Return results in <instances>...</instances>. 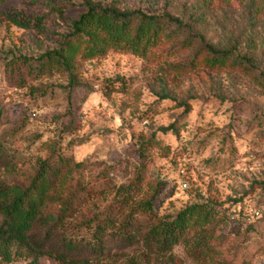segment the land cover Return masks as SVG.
Instances as JSON below:
<instances>
[{
	"label": "rangeland",
	"instance_id": "rangeland-1",
	"mask_svg": "<svg viewBox=\"0 0 264 264\" xmlns=\"http://www.w3.org/2000/svg\"><path fill=\"white\" fill-rule=\"evenodd\" d=\"M87 1L170 11L254 66L207 64L198 38L181 44L185 31L145 55L123 47L78 55L70 88L68 70L30 74L19 56L56 46ZM0 142L5 182L26 183L41 159L57 163L55 190L79 201L67 233L90 237L107 213L144 230L190 203L213 208L205 228L191 227L164 254L141 236L110 241L108 264H264V0L1 1ZM38 264L61 263L43 254Z\"/></svg>",
	"mask_w": 264,
	"mask_h": 264
},
{
	"label": "trees",
	"instance_id": "trees-1",
	"mask_svg": "<svg viewBox=\"0 0 264 264\" xmlns=\"http://www.w3.org/2000/svg\"><path fill=\"white\" fill-rule=\"evenodd\" d=\"M9 14L16 24L30 25L29 17L15 11ZM185 31L189 34L180 39L181 44L191 46L198 38L201 45L197 54L205 52L207 64L220 66L234 61L254 66L251 57L240 53L233 56L230 48L213 46L202 33L191 31L180 16L170 11L148 12L139 7L118 8L90 1L84 2V9L71 20L56 46L34 57L20 55L19 59L34 76L70 71V88L77 80L72 70L78 55L91 58L103 55L111 47L145 55L161 41L180 38ZM166 127L174 128L171 123ZM4 152L0 142V158ZM59 173L56 162L41 159L24 184L0 179V260L23 259L22 264H38L40 256L48 254L61 264H108L104 259L109 258L110 241L132 243L139 236L147 248L164 254L174 244L188 239L191 227L203 229L213 218L210 205L195 202L174 215L157 218L144 230L128 216L118 221L107 213L101 223L95 224L90 237L74 231L67 233V222L76 213L79 201L69 192L55 190L54 180ZM146 204L151 207L150 201ZM197 239L200 243L205 241L204 235Z\"/></svg>",
	"mask_w": 264,
	"mask_h": 264
},
{
	"label": "built area",
	"instance_id": "built-area-1",
	"mask_svg": "<svg viewBox=\"0 0 264 264\" xmlns=\"http://www.w3.org/2000/svg\"><path fill=\"white\" fill-rule=\"evenodd\" d=\"M181 171L183 172L182 173V178L180 179V182H181V184L183 185V186H186V179L184 178V169L183 168H181Z\"/></svg>",
	"mask_w": 264,
	"mask_h": 264
}]
</instances>
